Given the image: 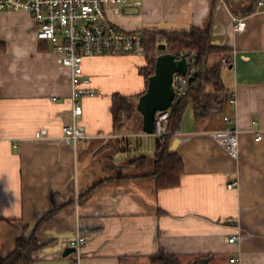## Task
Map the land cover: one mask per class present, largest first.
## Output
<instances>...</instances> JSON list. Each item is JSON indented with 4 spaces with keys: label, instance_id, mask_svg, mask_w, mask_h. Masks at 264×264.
Returning <instances> with one entry per match:
<instances>
[{
    "label": "crops",
    "instance_id": "0c3cea01",
    "mask_svg": "<svg viewBox=\"0 0 264 264\" xmlns=\"http://www.w3.org/2000/svg\"><path fill=\"white\" fill-rule=\"evenodd\" d=\"M261 1L251 11L253 0H142L116 16V24L131 31L182 33L199 26L210 32L213 49L205 65L209 72L219 68V77L203 82L198 103L186 107L180 129L170 135L171 150L185 170L172 187L137 177L154 168L131 177L108 173L126 166L120 160L132 149L139 152L134 158L145 155L147 163L140 167L133 158L131 165L142 169L153 156L155 167L157 138L143 130L142 113L121 129L114 127L112 114L114 92L146 89L139 69L148 64L147 56L86 59L85 71L98 92L81 100L88 136L69 144L63 127L73 118L70 72L50 41L37 37L29 11L0 10L5 45L0 50V258L15 249L20 236L37 230L43 247L34 253V264L62 258L78 233L88 235L80 264H160L153 255L161 249L179 264H264ZM235 17L246 18L239 31ZM227 116L238 131L237 158L209 135L227 127ZM41 128L48 134L37 139ZM145 146L149 155L142 153ZM118 152L128 155L107 162ZM229 181L238 185L228 187ZM233 234L237 238L230 241ZM67 258L76 262V252Z\"/></svg>",
    "mask_w": 264,
    "mask_h": 264
},
{
    "label": "built area",
    "instance_id": "2783aa9c",
    "mask_svg": "<svg viewBox=\"0 0 264 264\" xmlns=\"http://www.w3.org/2000/svg\"><path fill=\"white\" fill-rule=\"evenodd\" d=\"M142 0H0V10H27L37 23V37L47 39L53 45L59 63L70 72V99L72 101L73 118L63 127L64 140L76 144L88 136L86 124L80 119L84 111L82 99L85 96L97 95V89L92 85V78L85 71L86 59L96 56L111 55H146L148 53L143 30L131 31L121 28L108 14L112 9L115 14H124L127 5L138 7ZM259 4H263L260 1ZM235 29H243L246 25L245 17H235ZM188 66L186 73L176 72L173 83L175 96L168 109L157 111L154 123L155 137L160 141L167 140L173 133L171 127L172 108L187 93L190 82L198 72L199 56L194 50L184 51ZM228 59H223L226 64ZM236 98L231 99L235 102ZM227 127L209 131L212 139L216 140L233 158L239 156L238 131L231 125L229 116ZM48 134L46 128L35 133L37 139ZM259 133L256 139H260ZM237 181H229L228 187L237 186ZM88 235L78 233L70 240L75 246L77 260L73 264H80L82 250ZM237 235L230 236L235 241ZM231 260H239L233 256Z\"/></svg>",
    "mask_w": 264,
    "mask_h": 264
},
{
    "label": "trees",
    "instance_id": "16d2710c",
    "mask_svg": "<svg viewBox=\"0 0 264 264\" xmlns=\"http://www.w3.org/2000/svg\"><path fill=\"white\" fill-rule=\"evenodd\" d=\"M261 0H253L251 11L255 9ZM145 42L148 53L146 54L148 64L140 67V71L145 75L146 81L148 77L154 74V67L157 54L160 52L159 45L167 44L166 51L175 53L177 57H182L184 51L194 50L199 56L198 72L195 78L190 82V86L186 94L181 97L180 101L172 108L171 127L173 130L180 129V123L184 116V111L190 103H198L199 95L204 81H212L218 78L219 68L209 72L206 69L205 61L213 49L210 40V32L203 30L199 26H193L188 31L182 33L174 31H157L143 29ZM5 49V45L0 42V50ZM159 49V50H158ZM158 50V51H157ZM139 94H122L118 91L112 94V114L114 119V127L121 129L126 127L127 123L135 119L137 116V101ZM141 128V127H140ZM155 147V167L152 172L142 173L137 176L139 178H154L157 185L160 187H172L179 185L181 176L184 173V164L180 156L171 150L170 137L165 141L156 140ZM147 156L134 158L133 163L140 167L146 165ZM131 177V175H128ZM136 177V176H134ZM127 178V177H125ZM98 186V185H95ZM48 216V215H47ZM37 230L29 236H20L15 243V249L7 256L0 258V264H34L37 262L34 253L40 250L43 245L38 241ZM205 255H202L204 257ZM155 260L160 261V264H174L177 262V257L173 254H168L165 249H161L159 254L153 255ZM179 264V263H176Z\"/></svg>",
    "mask_w": 264,
    "mask_h": 264
},
{
    "label": "water",
    "instance_id": "95a60500",
    "mask_svg": "<svg viewBox=\"0 0 264 264\" xmlns=\"http://www.w3.org/2000/svg\"><path fill=\"white\" fill-rule=\"evenodd\" d=\"M167 44L159 45L160 52L157 54L154 74L147 80L146 89L137 98V110L142 113V128L148 134H153L155 127L156 112L168 109L172 105L175 96V84L173 83L176 72L186 73L188 59L185 54L177 57L175 53L166 51ZM127 152H118L115 159L126 157ZM75 246H67L63 250L62 258L46 260L40 264H72L67 257L75 251Z\"/></svg>",
    "mask_w": 264,
    "mask_h": 264
},
{
    "label": "rangeland",
    "instance_id": "374dc122",
    "mask_svg": "<svg viewBox=\"0 0 264 264\" xmlns=\"http://www.w3.org/2000/svg\"><path fill=\"white\" fill-rule=\"evenodd\" d=\"M108 14L111 16V18H113L115 20L116 23H118L117 20H116V16H118V15L115 14L112 9H109ZM121 15L124 16L125 14H121ZM151 138H152V136H151ZM128 139L130 141H133L134 144H136L135 140H133V137L130 136ZM144 144H146V143L144 142ZM110 153H112V152H110ZM142 153H145V154L149 155L150 151H148V148L145 146V150ZM138 154H139L138 151H134V149H132L130 151V154L128 155L127 158L120 160V162L122 163V165H126V166H124L122 168L121 167H118V168H116L114 170H109L108 173L109 174L119 173V174H127L128 175V174H137V173H142L143 171H150V170H152L154 168L153 167V156H150L149 157L148 165L146 167H143L142 169H139L136 166L131 165V162L130 161L134 158V156H136ZM114 156H115V154H113L112 156H110V158L107 160V162L116 161Z\"/></svg>",
    "mask_w": 264,
    "mask_h": 264
}]
</instances>
